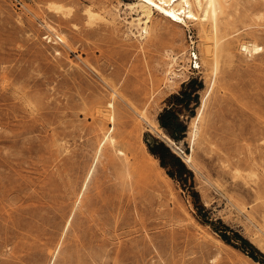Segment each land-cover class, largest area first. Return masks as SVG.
<instances>
[{
	"label": "rangeland",
	"instance_id": "1",
	"mask_svg": "<svg viewBox=\"0 0 264 264\" xmlns=\"http://www.w3.org/2000/svg\"><path fill=\"white\" fill-rule=\"evenodd\" d=\"M138 1L0 0V264H262L232 231L264 259V21L235 35L263 51L236 43L209 71L193 23L154 8L144 33ZM191 80L174 140L158 116ZM110 137L127 168L109 163ZM155 139L190 182L161 167Z\"/></svg>",
	"mask_w": 264,
	"mask_h": 264
},
{
	"label": "bare ground",
	"instance_id": "2",
	"mask_svg": "<svg viewBox=\"0 0 264 264\" xmlns=\"http://www.w3.org/2000/svg\"><path fill=\"white\" fill-rule=\"evenodd\" d=\"M242 2L241 0H139L137 7L141 10V15L138 18V22L141 23L144 21L145 27L143 30L144 33H147L148 23H153V12L154 8H156L158 14L170 22L182 23L186 27L189 23H193L200 37V55L205 69L209 70L212 67L217 70L220 61H225L226 59L231 60L233 58L235 45L239 42L235 35L240 29L251 28L253 23L256 22L255 20L259 21L262 19V21H264V0H255V3L250 6L244 5ZM54 9L61 10L62 7L55 5ZM87 14L90 19L93 20L95 14L91 9H87ZM238 23L241 24V28L238 26ZM59 39L63 41L64 37L60 35ZM238 48L241 53L243 52L250 56L259 54L263 51V48L253 41L242 42ZM235 49L237 50V48ZM175 75H177V73H175ZM101 105H103V103ZM102 107L104 108L103 110H105V107L113 108L114 104L107 103L106 106ZM103 114L107 115L106 113ZM199 115L201 116V114ZM91 116L93 117L94 114L91 113ZM197 119L198 118H195L192 122V130L190 132V137L194 140L198 134L195 123ZM95 122L103 124V121L100 119H95ZM104 136L106 138L109 137L107 134ZM109 142L112 153L109 158V163L115 167L117 160H120L122 161L123 168H127V165L130 166L129 163L127 164L128 159L126 158L127 156L124 150L122 148L120 149L114 143L113 137H110ZM183 158L185 162L192 164L191 155H185ZM127 172L128 170L126 169V173Z\"/></svg>",
	"mask_w": 264,
	"mask_h": 264
},
{
	"label": "trees",
	"instance_id": "3",
	"mask_svg": "<svg viewBox=\"0 0 264 264\" xmlns=\"http://www.w3.org/2000/svg\"><path fill=\"white\" fill-rule=\"evenodd\" d=\"M195 80H191L184 86V89L179 94L171 96L169 103L170 107L165 108L158 116V121L161 127L169 134L174 140H181L187 130V126L180 117L179 111L176 110L177 106L181 108H189L192 101L197 102L198 95L193 96ZM196 90H194L195 92ZM150 153L159 160L160 165L164 168L167 174L178 181H181L183 185L190 182L192 179V172L188 169L183 160L175 154L164 142L157 139L153 144L148 145ZM196 192H193V196H197ZM226 230L229 228L226 226ZM232 231V230H230ZM233 237L238 241V245L232 244L230 238L225 234L221 235V238L228 244L234 245L236 248L247 254L256 262L264 264V259L260 258V252L253 246L246 238L240 233L232 231Z\"/></svg>",
	"mask_w": 264,
	"mask_h": 264
}]
</instances>
